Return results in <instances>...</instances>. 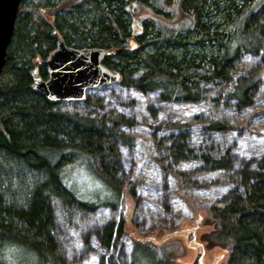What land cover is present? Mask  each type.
Returning a JSON list of instances; mask_svg holds the SVG:
<instances>
[{
	"label": "trees",
	"instance_id": "16d2710c",
	"mask_svg": "<svg viewBox=\"0 0 264 264\" xmlns=\"http://www.w3.org/2000/svg\"><path fill=\"white\" fill-rule=\"evenodd\" d=\"M51 1H21L0 75V264H64L57 252L53 203L69 215L77 205L88 211L95 208L78 200L68 187L67 177L78 166L86 164L93 179L122 195L114 179V163L109 166L105 161L116 156V143L128 146L130 142L112 127L126 123L125 118L115 117L112 111L90 117L61 110L62 103L31 89L33 73L47 78L45 61L59 40L74 49L106 50L103 65L120 74L117 85L154 93L164 101L197 105L204 99L202 85L219 80L235 83L227 97L234 109H243L251 105V92L261 74L233 81L239 53L260 56L264 70V0H161V4L150 0H62L61 10L49 14ZM130 2L148 7L155 18L144 23L141 36L131 29ZM158 18L163 20V30ZM164 19L169 21L166 26ZM152 22L162 46L146 51L149 43L145 37ZM191 35L196 39L188 41ZM133 37L137 42L129 48ZM188 46L196 50L190 52ZM176 50L182 52L176 54ZM204 66L207 73L200 74L198 70ZM85 102L100 104L89 97ZM225 105L217 102L213 107L215 118L206 123L208 131L240 129L218 113ZM175 129L186 132L190 127L183 124ZM158 147L164 157L157 163L171 179L184 188L198 187L164 164L170 157L192 153L184 137L179 134L170 145L160 142ZM201 159L224 175L223 181L228 179L232 162L228 154L217 159L203 155ZM254 167L241 173L243 195L231 192L205 208L203 223L210 230L200 239L208 249L220 250L224 264H264V156ZM118 202L112 200L111 204ZM125 235L122 223L106 225L103 249H110L113 237ZM169 242L172 240L156 245L130 239L126 264H179L180 253L169 250ZM177 247L183 254V247Z\"/></svg>",
	"mask_w": 264,
	"mask_h": 264
},
{
	"label": "rangeland",
	"instance_id": "374dc122",
	"mask_svg": "<svg viewBox=\"0 0 264 264\" xmlns=\"http://www.w3.org/2000/svg\"><path fill=\"white\" fill-rule=\"evenodd\" d=\"M65 1L52 0L47 12L52 14L60 11ZM150 1L161 4V0ZM174 1L171 0L172 3ZM127 7L128 13L132 16V32L135 36H141L145 32L144 23L153 19L154 15L142 4L130 2ZM171 11L174 12L172 14L174 18L175 5ZM215 20L219 19L215 17ZM157 21L163 30L165 28L161 24L163 20L158 18ZM164 21L166 26L169 21L168 19ZM152 23L145 37L149 43L146 51L162 46L156 35V25ZM175 23H178V19ZM175 23L173 24L176 25ZM225 26L226 23L222 25V29ZM161 36L160 34L159 37ZM195 39L191 35L188 41ZM136 42V38L133 37L127 46L132 48ZM188 47L190 52L196 50L192 46ZM181 52L176 50V54ZM207 70L208 67L204 66L198 71L200 74H206ZM258 72L261 76L251 92V105L243 109H234L233 102L227 97L235 83L219 80L202 85L205 91L204 99L197 105L182 101H164L154 93H141L133 87L121 85L87 91L86 98L99 100L98 106L85 101L62 103L59 106L61 110L77 112L84 116L102 117L111 111L115 117L123 116L126 123L112 124V127L130 138L128 146L116 143V156L105 161L109 166L114 163V179L120 184L122 195L119 196L118 191L93 179L86 164L69 173L68 187L76 193L78 200L92 204L95 208L88 211L77 205L74 214L69 215L57 202L53 203L57 252L63 263L126 264L130 239L154 244L170 235V238L166 239L172 240V243L169 242L167 248L176 250V254L180 253L179 264L190 263L195 251L186 247L184 236L175 233L192 228L195 222L200 220L194 235L195 240L204 246V261L211 263L213 259L220 257L219 263L224 264V256L220 254V250L208 249L200 236L210 230L203 223L207 215L206 206L212 201L223 200L231 192L243 195L241 173L246 167L256 169L257 166L254 167L256 161L264 156L263 64L260 56H249L241 51L234 62L233 81ZM216 101L227 104L218 111L220 116L230 119L240 129L212 133L205 128L206 123L215 118L213 107L217 104ZM183 124L189 125V131L181 132L180 129H175ZM179 134L184 137L192 153H185L184 157H170L164 164L181 172L186 180L196 182L198 187L194 190L176 183L157 163L164 157V152L160 150L158 144L162 142V145L163 143L170 145ZM224 154L232 158L226 181L222 180L224 175H219L221 174L219 171L211 165H205L201 159L203 155L217 159ZM72 178L75 182L71 180ZM130 188L131 192L128 191ZM117 199L118 204L113 206L111 201ZM118 223L124 225L125 237H113L110 249H103L102 231L106 225ZM178 244L183 247V254L180 249L178 250Z\"/></svg>",
	"mask_w": 264,
	"mask_h": 264
},
{
	"label": "water",
	"instance_id": "95a60500",
	"mask_svg": "<svg viewBox=\"0 0 264 264\" xmlns=\"http://www.w3.org/2000/svg\"><path fill=\"white\" fill-rule=\"evenodd\" d=\"M21 1L0 0V75L5 65L7 48L13 37ZM106 55L107 52L103 49H74L59 40L45 61L47 78L43 80L36 72L33 73L31 89L52 102H84L87 91L117 85L120 81L121 76L117 71L103 65ZM199 222L200 220H197L192 228L175 233L184 236L186 247L195 251L192 261L186 264H219L220 257H216L211 263L204 261V246L195 240L194 235ZM166 238L154 244L160 245Z\"/></svg>",
	"mask_w": 264,
	"mask_h": 264
}]
</instances>
